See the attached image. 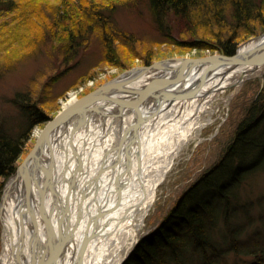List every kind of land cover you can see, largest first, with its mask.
<instances>
[{"label":"bare ground","instance_id":"1","mask_svg":"<svg viewBox=\"0 0 264 264\" xmlns=\"http://www.w3.org/2000/svg\"><path fill=\"white\" fill-rule=\"evenodd\" d=\"M260 41H264V33L241 45L239 52ZM251 61L237 58L229 62L233 74L247 76L264 71L263 66L254 68ZM142 72L138 68L126 77H140L135 83L139 85L145 77ZM159 72L152 69L149 75ZM235 78L211 76L197 97L162 103L157 112L156 104L143 105L141 112L147 119L136 128L132 126L135 115L125 112L118 119L113 115L117 106L106 102L102 103L106 116H91L75 133L71 127L57 128L45 144L40 165L32 162L29 166L33 171L29 194L21 180L9 181L3 213L2 264H121L137 241V231L179 152L194 133L198 135L212 122L211 116L201 118L210 108L209 99L218 94L219 88L235 84ZM192 81H185L184 87ZM240 84L238 79L236 91L244 83ZM79 96L77 91L70 92L60 112ZM41 131L38 128L35 136ZM29 168L25 170L23 165L18 174ZM43 215L49 218V225Z\"/></svg>","mask_w":264,"mask_h":264},{"label":"rangeland","instance_id":"2","mask_svg":"<svg viewBox=\"0 0 264 264\" xmlns=\"http://www.w3.org/2000/svg\"><path fill=\"white\" fill-rule=\"evenodd\" d=\"M27 1L21 0L22 3ZM146 1L123 0L113 6L110 16L113 26L126 34L125 38L128 40L124 42L125 44L118 42L119 48H116L123 67L107 62L106 48L101 40L102 34L98 30L87 33V38L82 43L84 45L78 46L77 43L72 45L73 56L68 55L67 52L68 44L64 40L68 36L66 31H61L51 42L40 40L32 54L21 56L19 51L22 49H18L19 51H15L9 57L0 56V129L15 137L26 134V142L22 146L15 169L4 180L1 194L36 143L39 137V135L35 136L36 130L41 128L43 131L46 124L60 113L62 101L70 92L77 91L79 97H82L86 91L135 66L150 65L172 57L203 58L218 54L216 39L222 40L221 35L228 33L230 28L234 27V21L229 15L228 20L222 23H216L210 17L199 16L187 24L180 17L179 31L182 36L188 38L197 31L207 37L203 42L210 45L208 47L203 43L200 48L181 47L171 39L170 30L163 28L161 21L154 17ZM52 3L63 6L67 0H42L40 8L45 10L46 5ZM228 6L229 4L225 7ZM251 25L252 28L259 29L258 32L240 40L236 38L238 41L235 42V51L242 43L264 33V25L257 26L255 22ZM32 29L34 30V27ZM243 30L242 27H235L230 34L238 37ZM174 36L180 37L177 33H174ZM16 45L20 44L15 42L14 46ZM133 53H137L139 58H134ZM66 56L69 62L61 63L60 60ZM140 57H147L150 62ZM53 75L58 77L52 78ZM262 85H264V74L263 77L247 80L234 94L232 93L235 87L230 86L223 90L219 89L218 94L209 99L210 108L201 118L204 120L211 116L212 122L205 125L198 135L192 134L193 137L179 152L172 169L158 189V196L146 214L144 223L137 231V241L127 252V257L142 237L154 231L166 219L184 191L220 159L224 148L232 140L239 122L244 117L245 107L260 94L264 88L261 89ZM31 103L40 105L44 118L27 130L28 116L33 110ZM235 192L238 195L236 199L238 205H241L237 213L240 216L239 232H242L240 236L243 241L242 245L240 244L241 249L225 252L223 257H218L217 264H220L224 258L230 263L235 260L252 262L253 256L245 252L250 251L251 248L264 249V163L257 165L250 174L245 175L241 183L236 186ZM2 217L0 212V264H2L3 251ZM224 225L226 226L225 221L224 224L222 222L219 224L220 227L214 228V237L217 238L216 244L219 247L228 245L227 240L222 238V233L225 232ZM235 254L237 256H234Z\"/></svg>","mask_w":264,"mask_h":264},{"label":"trees","instance_id":"3","mask_svg":"<svg viewBox=\"0 0 264 264\" xmlns=\"http://www.w3.org/2000/svg\"><path fill=\"white\" fill-rule=\"evenodd\" d=\"M257 1L147 0L146 2L154 17L161 21L163 28L170 30L171 39L181 47L200 48L203 43L208 47L210 45L203 42L207 37L195 30L191 37L182 36L179 31L180 17L190 24L192 19L199 16L210 17L216 23L226 22L230 16L234 21V27L232 26L228 33L221 35L222 40L216 39V48L231 54L235 51L236 41L258 32L259 29L252 28V23H257V26L264 25V0ZM119 2L123 0H73V3L72 0H67L63 6L52 3L47 4L43 10L40 8L42 0H28L26 3H22L21 0H0V56L9 57L15 51H19L18 49H22L19 51L21 56L32 54L40 40L51 42L61 31H66L68 34L64 40L68 44V55L73 56L72 45L76 43L78 46L84 45L82 43L87 38V33L98 30L102 34L101 40L106 48L107 62L123 67L116 48L118 42L125 44L124 42L128 40L125 38L126 34L114 27L110 19L113 6ZM227 4L229 6L225 7ZM235 27L244 28L238 37L230 34ZM174 33L180 37L175 38ZM15 42L20 45L14 46ZM133 54L134 58H139L137 53ZM67 56L60 62H69ZM140 58L150 62L147 57ZM58 76L53 75L52 78ZM91 90L93 89L85 93ZM31 106L33 110L28 116L27 130L44 118V112L39 104L31 103ZM247 106L244 117L239 122L232 140L224 148L220 159L184 191L166 219L154 231L140 239L123 264H217L218 257H223L225 252L241 249L243 240L240 236L242 232H239L240 216L237 213L241 205H238L239 202L236 200L238 195L235 188L245 175L250 174L257 165L264 163V129H262L264 128V88ZM27 108L30 109L29 106ZM25 139L26 134L15 137L0 129V191L4 180L15 169ZM224 221L226 233H222V238L227 240L228 245L219 247L216 244L217 238L214 237V228L220 227L219 224L221 222L224 224ZM263 251V248L260 250L251 248L250 251L245 252L253 256L252 262L235 260L230 263L224 258L220 264H264Z\"/></svg>","mask_w":264,"mask_h":264},{"label":"water","instance_id":"4","mask_svg":"<svg viewBox=\"0 0 264 264\" xmlns=\"http://www.w3.org/2000/svg\"><path fill=\"white\" fill-rule=\"evenodd\" d=\"M260 37L261 35L254 37V39ZM243 44L245 43H242L241 45L243 46ZM241 45L238 47L237 51L231 55L219 53L208 57L194 59L189 57H172L156 61L150 65L135 66L104 82L97 88L80 97L75 103L69 105L46 124L36 143L25 157L24 162H22L17 168L11 182L21 180L26 187L27 194H29V188L33 181V171L29 166L32 162H38V164L35 165H40L39 162L42 158L43 149L45 144H47L46 142L49 141L48 139L51 133L57 128L65 129L67 127H71V131L75 133L86 126V123L91 116L96 115L99 117H105L106 113L104 112V108H102L103 102H106L110 106H117L118 111L113 114L117 118L122 117L125 112L135 115L136 120L132 126L136 128V126L141 125L147 119V117L141 112L143 105L156 104L157 108L154 109V112H157L159 110L158 106L162 103L169 105L172 104V102L195 98L200 92V87H202L211 76L220 75L231 77L234 75L236 76L235 84L238 83V79L242 84L249 79L263 77L264 71L262 73H257L256 75L251 74L247 76L233 74L234 69L229 62L237 58L252 60L251 63L254 68H259L260 66L264 67V41H260L258 44L239 52ZM158 63L159 65L153 68V66ZM170 63L178 64L173 65ZM138 68L142 69L143 72L141 74L145 75V77L141 79L139 85H135L136 81L140 80V77L132 79L134 75L128 78L126 77V74L136 72ZM152 69H157L158 71L161 70L162 73L160 74L159 72L158 75L150 77L151 75H149V73ZM166 74L168 75L165 76ZM190 79H193L192 83L189 85L190 87H184L183 83ZM235 84L228 86H234L236 89ZM235 89L233 94L237 92ZM23 165L25 170L28 168L29 170L19 175L18 171ZM48 179L51 180L50 174ZM11 182H8L2 191L0 205L2 216ZM44 220V222L49 225V218L44 216ZM2 231L4 233V224ZM50 261L54 262V259L51 257Z\"/></svg>","mask_w":264,"mask_h":264}]
</instances>
